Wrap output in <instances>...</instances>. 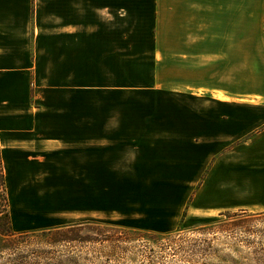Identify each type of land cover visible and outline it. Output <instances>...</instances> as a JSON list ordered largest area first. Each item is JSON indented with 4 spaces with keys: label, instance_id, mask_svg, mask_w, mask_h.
Segmentation results:
<instances>
[{
    "label": "crops",
    "instance_id": "obj_1",
    "mask_svg": "<svg viewBox=\"0 0 264 264\" xmlns=\"http://www.w3.org/2000/svg\"><path fill=\"white\" fill-rule=\"evenodd\" d=\"M0 149L14 232L264 212V0H0Z\"/></svg>",
    "mask_w": 264,
    "mask_h": 264
},
{
    "label": "rangeland",
    "instance_id": "obj_2",
    "mask_svg": "<svg viewBox=\"0 0 264 264\" xmlns=\"http://www.w3.org/2000/svg\"><path fill=\"white\" fill-rule=\"evenodd\" d=\"M126 100L132 101V94H126ZM232 215L187 219L166 234L126 230L110 220H91L67 226L77 227L75 233L65 230L74 239L70 242L53 244L57 237L48 231L0 237V264H264L260 245H245L253 237L229 231L234 219L248 218ZM257 225L263 237L255 241L261 240L264 247V217Z\"/></svg>",
    "mask_w": 264,
    "mask_h": 264
},
{
    "label": "trees",
    "instance_id": "obj_3",
    "mask_svg": "<svg viewBox=\"0 0 264 264\" xmlns=\"http://www.w3.org/2000/svg\"><path fill=\"white\" fill-rule=\"evenodd\" d=\"M228 213H232L233 214L232 216L235 218H238L239 215L241 218L244 217L248 218L247 219L248 221H242V220L235 221L237 219H234L229 231L234 233H244L247 234V236L253 237L254 239L248 240L247 243H245V245L249 244V247H253L256 244H259L260 251H264V247L261 245V240H259L258 242L255 241V239L258 238V236H260L261 238L263 237L259 235L261 234L262 229H259L257 227L258 226L257 222H259V220H261V218L264 217V212H259V213H249L247 211L226 212V214ZM223 214L225 213H222L220 215ZM73 228H77V227L74 226L71 227L66 226V228L60 227V228L48 230L47 233L50 234L51 236L55 235V237H57L53 241V244H56L58 242H70L74 239H71L70 236L68 235V231L65 230L69 229L70 232L75 233L76 230H73ZM27 234L28 233H15L12 228L11 217L9 212V201L5 189V174H4L2 155L0 149V237L2 239H6V238L9 239L15 235L26 236Z\"/></svg>",
    "mask_w": 264,
    "mask_h": 264
}]
</instances>
